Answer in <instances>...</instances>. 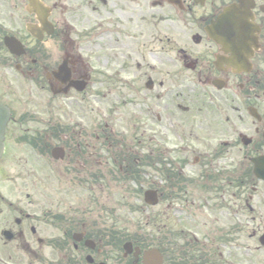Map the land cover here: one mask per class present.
Returning <instances> with one entry per match:
<instances>
[{
	"label": "flooded vegetation",
	"instance_id": "af4514ba",
	"mask_svg": "<svg viewBox=\"0 0 264 264\" xmlns=\"http://www.w3.org/2000/svg\"><path fill=\"white\" fill-rule=\"evenodd\" d=\"M246 1L257 44L251 55L226 51L207 32L238 0H0V103L10 111L0 160L13 167L0 165V176L26 188L23 201L0 193V264H144L152 247L161 264H264V204L254 203L264 186V0ZM120 91L118 114L137 118L133 133H152L143 146L157 144L156 132L180 129L179 147L159 144L178 159L171 189L190 183L183 175L190 169L203 187L192 188L208 194L203 206L212 217L199 212L200 198L167 204L184 221L168 215L163 250L147 247L137 226L125 235L123 223L109 224L106 206L91 202L93 181L136 178L118 163L138 164L133 138L93 125V99ZM190 91L200 105L193 113L180 98L172 120L168 95ZM113 145L120 150L109 162L103 148ZM35 180L68 188L40 203L29 188Z\"/></svg>",
	"mask_w": 264,
	"mask_h": 264
},
{
	"label": "rangeland",
	"instance_id": "374dc122",
	"mask_svg": "<svg viewBox=\"0 0 264 264\" xmlns=\"http://www.w3.org/2000/svg\"><path fill=\"white\" fill-rule=\"evenodd\" d=\"M98 42H100V37L96 38ZM94 41V40H93ZM96 42V41H94ZM99 48V47H98ZM28 86L25 87L26 93H29L27 91ZM22 90V91H25ZM119 91V90H118ZM127 92L125 89L122 91L123 96H127ZM120 92H117L115 95H107L104 99L102 98H94L93 99V113H92V119H93V125L101 123H108V127L106 128L107 131L110 132V129L112 128L114 131V134L117 136H123L125 140H128L129 138H133L132 146L136 150V154H132V157L137 160L136 165H134L133 168H130L127 166L126 162L118 160V163H122L123 170L126 173L125 176L129 173H134V177L136 178L134 180H128L126 177L123 179H119L118 181H107V180H95L92 182V192H91V199L93 205H104L108 209V222L111 224V221L114 220L115 222H120L124 224V231L125 235L132 236L133 232L139 229L141 234H150L153 233L151 236V240L149 242L148 238L143 239L145 242H149L150 245H156L162 249L165 248V228L166 224L169 225L168 221L169 216L172 215V219L174 222L177 220H182L183 215L179 212H176L174 210H171L169 213H167V204L172 201L175 205L184 203V197L188 198L190 201L192 199H201L202 202L199 204V212L204 215H210L212 217V214L209 213V207L203 206L205 203V196L208 197V194L206 190L199 189L202 187V184H200L198 177L192 170H187V173H183V175L188 178L192 179L190 180V183L183 185L184 187L188 185L189 194H186L183 191V186L178 187L176 185L173 189L168 185L169 181L171 180L172 174L170 172L174 171V167H176L175 160H178L177 158H174L175 155L166 153V149H164L159 144H164L165 147L173 148V147H179L180 144V138L176 135V133L180 130L175 125L170 128V134H167L168 137H165L160 132H156L155 136L152 137L155 142H157L156 145L149 147L148 145L143 146V143L139 142H146V135H151L152 133L149 132L146 127L142 128V133H133L131 131V123L132 119H137L135 117H132L131 114L128 116L126 113L125 115L118 114L121 111L120 108V99L119 96ZM167 93L165 94V96ZM186 98V100L184 99ZM169 98V99H168ZM168 112L171 113L172 120L176 118L177 115L176 112H174L173 107L180 101V98H183L184 100L181 101L182 104L188 103L189 108L194 111L198 108L200 100L198 97L195 96L194 93L190 91L189 96L182 95L177 96L174 94L168 95ZM95 109L98 113L95 112ZM102 109L103 112H100ZM143 109H147L146 107ZM108 112H107V111ZM127 112L130 113L132 111L131 107L126 108ZM100 113V114H99ZM188 114L191 113L190 111L187 112ZM150 115V114H149ZM191 115V114H189ZM183 116V115H182ZM168 117H171L168 114ZM43 118H45V115H43ZM131 119L129 122L128 120ZM152 119L153 116H150ZM147 120V119H146ZM146 124V122H144ZM160 131V129H159ZM181 132V131H179ZM203 130L198 134L202 135ZM112 134V135H114ZM143 135V137H142ZM119 136V138H120ZM164 139H161V138ZM207 138V137H205ZM210 140V138H208ZM185 140V139H184ZM190 140L200 141L198 138L191 137ZM96 140H94L95 142ZM127 141V142H128ZM129 143V142H128ZM152 148V150H155V152L151 153L153 157H155V165H149L150 162H145L144 158L145 156H149V151ZM120 148L116 147L115 145L112 146V148H103V154L108 158L109 162L110 160L117 158L116 154L119 152ZM177 150V155H178ZM124 154H127L126 152ZM112 157V158H111ZM120 157V156H119ZM124 158H126L124 156ZM174 160V161H173ZM4 160H0V165L4 168H7V170H11L12 164ZM115 165H117L115 163ZM3 170V169H2ZM97 172V171H95ZM167 173L170 175L169 179H166ZM5 173L0 176V193L5 196V198H8L13 201H19L20 199L23 201L24 199V192L26 190L24 186V181L17 180L16 183H11L10 181L5 180ZM195 179V180H194ZM181 181V178H180ZM195 181V182H194ZM198 183L197 185L199 188L194 190L192 188V185L194 186L195 183ZM29 188L34 189L36 191L37 199L39 202H44L45 204L50 203L51 199L55 200V196L58 191H62L64 188H68V184H62L60 181L54 180L51 181L48 180L47 184H45L43 181L32 182L29 181ZM149 188H159L160 192V202L156 206H149L147 205L143 200V193L145 190ZM50 189L52 190V193L49 194L46 190ZM206 189V188H205ZM85 194V193H83ZM187 195V196H185ZM205 195V196H202ZM259 199H255L254 203L257 205L264 204V186H261L258 193H257ZM80 196V195H78ZM202 196V197H200ZM215 201V200H214ZM214 201H210L211 203H214ZM66 202H71L70 197H66ZM155 223V226L154 224ZM122 224V225H123ZM137 226V228H135ZM123 228V227H122ZM204 230V229H203ZM157 232L156 237L154 238V233ZM159 233V234H158ZM156 234V233H155ZM157 236L159 238H157ZM150 237V236H149ZM257 254H254L253 256L249 258H253L252 261L258 262L261 260L260 256H256ZM260 255V254H259ZM177 256V255H176ZM248 261L239 260L238 263L244 264Z\"/></svg>",
	"mask_w": 264,
	"mask_h": 264
},
{
	"label": "water",
	"instance_id": "95a60500",
	"mask_svg": "<svg viewBox=\"0 0 264 264\" xmlns=\"http://www.w3.org/2000/svg\"><path fill=\"white\" fill-rule=\"evenodd\" d=\"M250 18L247 1L239 0L238 3L231 4L223 9L217 20L208 28V32L216 42L223 44L225 50L250 55L254 38L253 31L255 30ZM7 118V110L0 105V155L3 149V129ZM144 200L148 204H156L158 201L156 191L146 190ZM124 248L125 254L129 253L131 243H126ZM136 255L137 252H135ZM143 263L160 264L161 256L156 249L146 250L143 253Z\"/></svg>",
	"mask_w": 264,
	"mask_h": 264
},
{
	"label": "bare ground",
	"instance_id": "6f19581e",
	"mask_svg": "<svg viewBox=\"0 0 264 264\" xmlns=\"http://www.w3.org/2000/svg\"><path fill=\"white\" fill-rule=\"evenodd\" d=\"M210 36H211V34H209ZM212 37V36H211ZM222 46H223V44H221ZM232 53H234V52H232Z\"/></svg>",
	"mask_w": 264,
	"mask_h": 264
},
{
	"label": "trees",
	"instance_id": "16d2710c",
	"mask_svg": "<svg viewBox=\"0 0 264 264\" xmlns=\"http://www.w3.org/2000/svg\"><path fill=\"white\" fill-rule=\"evenodd\" d=\"M146 235V237H148V234H145ZM142 237H144V236H142Z\"/></svg>",
	"mask_w": 264,
	"mask_h": 264
}]
</instances>
